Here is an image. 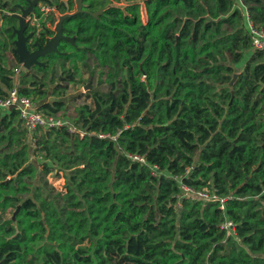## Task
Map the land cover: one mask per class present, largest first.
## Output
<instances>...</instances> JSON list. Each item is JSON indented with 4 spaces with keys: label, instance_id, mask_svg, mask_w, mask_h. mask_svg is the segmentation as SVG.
Here are the masks:
<instances>
[{
    "label": "trees",
    "instance_id": "16d2710c",
    "mask_svg": "<svg viewBox=\"0 0 264 264\" xmlns=\"http://www.w3.org/2000/svg\"><path fill=\"white\" fill-rule=\"evenodd\" d=\"M140 1L82 0L78 12L77 0H38L39 45L66 11L74 43L16 85V15L29 2L0 0V99L17 87L60 117L64 82L89 74L94 89L70 117L83 138L41 130L33 148L19 113H0V264H264V52L236 0H143L146 23ZM243 3L264 30V0ZM179 178L228 197L224 210L179 197Z\"/></svg>",
    "mask_w": 264,
    "mask_h": 264
},
{
    "label": "built area",
    "instance_id": "2783aa9c",
    "mask_svg": "<svg viewBox=\"0 0 264 264\" xmlns=\"http://www.w3.org/2000/svg\"><path fill=\"white\" fill-rule=\"evenodd\" d=\"M118 6L116 3H114ZM123 4L124 3H120ZM237 7H239L244 16V21L246 25L247 32L251 39V45L254 50L264 52V30L259 28L252 21L249 14V9L244 5L243 0H236ZM141 5V3H140ZM122 7V6H120ZM50 9L43 8V11H49ZM142 12V10H141ZM146 12V10H145ZM142 18V17H141ZM142 20V19H141ZM30 17L28 18V22ZM143 21V20H142ZM26 72V73H25ZM29 70L24 66L23 63L17 62L14 68V76L16 79V85L19 84L21 78L27 74ZM15 110L19 113L20 119L22 121L24 129L29 134V141L33 148L36 147L35 135L39 131L48 132L56 128H66L71 134H78L81 138L85 136V132L74 127L72 124L63 121L58 117L45 116L38 110V104L33 99L20 95L19 90L15 87L13 90L9 91L8 96L4 99H0V113L6 111ZM101 139L111 138L116 140L117 137H112L110 135L96 134ZM133 161L140 163H146L144 157L139 155H130ZM154 175H159L158 169L154 168ZM179 186L181 189V194L179 197L188 198L193 201H202L204 203H218L219 209L224 210L225 204L228 197H224L219 194L216 189L204 188L202 190H197L193 187L187 186L183 183V180L179 178ZM222 228L227 231H232L233 234H237L236 225L232 221H226Z\"/></svg>",
    "mask_w": 264,
    "mask_h": 264
},
{
    "label": "water",
    "instance_id": "95a60500",
    "mask_svg": "<svg viewBox=\"0 0 264 264\" xmlns=\"http://www.w3.org/2000/svg\"><path fill=\"white\" fill-rule=\"evenodd\" d=\"M28 8H21V14L16 15L19 20V27L15 30L17 40L15 41V48L13 53L18 56L19 62L23 63L24 66L31 71L34 67H45V64L40 61L41 58L51 53H59V45L62 41H70L74 43L73 38H69L63 35V23L70 16L64 15L60 17V21L55 28V36L49 39L44 46H40L39 43L36 51H30L28 47V40L32 36L31 34L26 35L28 29V18L33 14L35 6L39 3L38 0L30 1ZM78 12L82 11L83 3L82 0L77 1ZM100 12L94 13L93 15L97 18ZM235 76L234 80L236 79ZM233 80V82H234Z\"/></svg>",
    "mask_w": 264,
    "mask_h": 264
},
{
    "label": "rangeland",
    "instance_id": "374dc122",
    "mask_svg": "<svg viewBox=\"0 0 264 264\" xmlns=\"http://www.w3.org/2000/svg\"><path fill=\"white\" fill-rule=\"evenodd\" d=\"M78 1V0H77ZM143 2V0L140 1V3ZM144 3V2H143ZM118 6H122V7H126L127 4L124 3L123 4H120V3H116ZM100 12L98 17H102L103 13H104V10H101V11H98ZM97 13V12H96ZM70 14L69 11H66L65 13H59L58 12V17H62L64 15H68ZM141 19L143 20L144 23H146V21L148 20V15L147 13L145 12V6L142 7V12H141ZM28 25H30L32 28H35L36 30L35 31H32L30 34L32 35L29 40H28V47L29 46H35L38 44V33H39V30L41 29L40 27V23L38 21V19L35 18L34 15L30 16V21L28 22ZM30 48V47H29ZM11 58V61H12V64H14V67L16 66V63L17 61L14 59V57H10ZM42 67V66H41ZM26 73V72H25ZM89 77L90 75L89 74H86L84 76V80H85V85L82 84V85H78V84H70V83H63V85H68V91L67 94L62 97L61 99L68 102V105H69V110L66 111V112H62L60 114V119H62L63 121L69 123L70 125L72 124L70 122V117L74 116V109H75V106L77 105H80L82 104L84 101L87 100V96L90 92L94 91L93 88H91L90 84L87 83V81L89 80ZM96 86V84H94V87ZM54 97H52V92H50V95L49 97L47 98L48 101H52ZM73 98H78L76 99L75 101H73L72 99ZM65 115V117L63 118L62 116ZM34 160V159H32ZM49 180L50 182L53 184V186L56 188L57 191H63L65 189V183H66V179L65 177L63 176V174H60V176H56L55 174H51L49 176ZM12 210H8L6 212V216L8 218H10L12 216ZM212 212V210H211ZM227 237H231L235 240H237L239 242V244L241 243V241L237 238V234H233L232 231H227ZM248 248V247H246ZM249 251V249H248ZM256 256V255H254ZM260 257H264V255H258Z\"/></svg>",
    "mask_w": 264,
    "mask_h": 264
},
{
    "label": "crops",
    "instance_id": "0c3cea01",
    "mask_svg": "<svg viewBox=\"0 0 264 264\" xmlns=\"http://www.w3.org/2000/svg\"><path fill=\"white\" fill-rule=\"evenodd\" d=\"M125 2V1H124ZM126 3V2H125ZM128 4V3H127ZM145 6L143 2H141V10H142V7ZM146 10V9H145ZM147 22V21H146Z\"/></svg>",
    "mask_w": 264,
    "mask_h": 264
},
{
    "label": "flooded vegetation",
    "instance_id": "af4514ba",
    "mask_svg": "<svg viewBox=\"0 0 264 264\" xmlns=\"http://www.w3.org/2000/svg\"><path fill=\"white\" fill-rule=\"evenodd\" d=\"M37 49H35V50H31V51H36Z\"/></svg>",
    "mask_w": 264,
    "mask_h": 264
}]
</instances>
